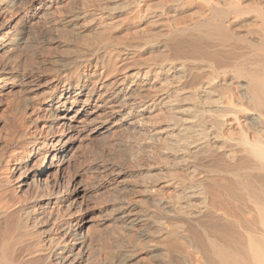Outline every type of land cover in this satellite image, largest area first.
Wrapping results in <instances>:
<instances>
[{
	"label": "bare ground",
	"instance_id": "1",
	"mask_svg": "<svg viewBox=\"0 0 264 264\" xmlns=\"http://www.w3.org/2000/svg\"><path fill=\"white\" fill-rule=\"evenodd\" d=\"M61 3L0 0V264H264V0H97L95 42L20 60Z\"/></svg>",
	"mask_w": 264,
	"mask_h": 264
},
{
	"label": "rangeland",
	"instance_id": "2",
	"mask_svg": "<svg viewBox=\"0 0 264 264\" xmlns=\"http://www.w3.org/2000/svg\"><path fill=\"white\" fill-rule=\"evenodd\" d=\"M61 2H62L60 4L61 12H59L58 15H53L48 18L50 21L49 25H45V23L43 22H38L37 23L38 25H36V27L29 29L30 32L27 33V36L26 34L24 35L23 42L25 46L24 48H21L19 52L17 53L18 58L20 60L23 61L25 59V62L27 64L33 63L34 67L37 64L38 66H41L43 65L41 63V60L43 62L45 61L47 62L48 60L54 58L55 56H59L61 54L66 53L67 51H69L71 48H74L75 46L78 47L79 43H80L79 46L80 45L84 46L89 43L92 44L93 41L95 42V40L97 39V35L94 30L92 22H90L91 18L89 17L90 15L89 12L91 13L93 8L96 6L97 0H61ZM73 12L74 14L76 12H77L76 14L80 13L79 14L80 18H78L77 20L72 19V21L70 22L71 24L70 23L68 24ZM83 12H87L88 14L83 15ZM54 19H55V22H54ZM58 20H61V21H58ZM121 135L124 137H122ZM121 135H119L118 137L115 138V140L112 141V145H111L112 147L110 150H106L107 146L106 144H104V141L103 142L100 141L99 143H97V145L99 144V146H101L102 151L104 152V158L106 159L105 161L106 165L110 166L112 164L111 167L114 170L113 173L116 171H121L124 173V175L118 179L119 184L118 186H116L118 187L120 192L122 191V189H124V186H122L124 185L123 181L125 182V179L128 178L127 177L128 169H131L132 167L134 168L136 166L135 164L131 163L130 158H129L130 156L128 153L129 151H128V146H127L129 139L127 138L125 134H121ZM103 144L104 146H102ZM93 148H96V144L94 143L90 144L87 148H83V155L85 158L86 156L91 155L92 153L91 149L93 150ZM49 161L50 159L48 160V162ZM100 162L102 161L98 160L96 163V173L99 176L98 177L99 179H97V181L98 182L100 181L99 182L100 184H104L105 187L108 188V186L110 187V185H112L114 182L116 183L117 180L113 182L112 181L113 175H110V173H108L109 175L108 174L106 175L105 172H102L104 163H100ZM136 167L134 168V170L138 169V166ZM102 175H105L103 176V178L104 177L106 178L104 179L101 178ZM135 175H136L135 181L140 182V174L136 172ZM110 189H108V191H110ZM131 197H133L132 194H131Z\"/></svg>",
	"mask_w": 264,
	"mask_h": 264
}]
</instances>
